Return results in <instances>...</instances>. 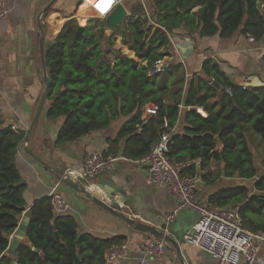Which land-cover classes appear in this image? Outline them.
<instances>
[{"label": "trees", "instance_id": "16d2710c", "mask_svg": "<svg viewBox=\"0 0 264 264\" xmlns=\"http://www.w3.org/2000/svg\"><path fill=\"white\" fill-rule=\"evenodd\" d=\"M152 1V22L144 4L137 1L131 14L111 33L103 19L89 18L81 25L72 18L47 45V116L64 118L56 143L78 140L125 118L105 154L138 160L174 126L183 101L192 108L184 111L182 129L170 136L169 158L201 157L200 168L192 167L187 174L206 170L201 175L207 178L211 174L208 167L215 161L222 164L225 176L250 180L252 185L243 182L218 188L208 202L239 205L245 225L264 231V174H259L249 139L253 132L264 144V86L248 89L234 84L214 59L206 60L201 73L188 79L183 63L176 60L151 74L158 59L171 55V37L181 28L189 35L230 36L241 31L261 39L264 0H260L261 7L258 0ZM81 27L82 34L77 36ZM118 36L137 58L114 47ZM168 97L173 104L166 106ZM149 103L158 104L160 110L143 118ZM165 117L168 127L164 126ZM23 137V132L0 119V264H14L8 249L26 208L27 184L16 162ZM31 212L27 237L15 251L19 264H105L108 250L127 240L126 236L103 239L81 233L72 215L54 213L50 197L38 200Z\"/></svg>", "mask_w": 264, "mask_h": 264}, {"label": "crops", "instance_id": "0c3cea01", "mask_svg": "<svg viewBox=\"0 0 264 264\" xmlns=\"http://www.w3.org/2000/svg\"><path fill=\"white\" fill-rule=\"evenodd\" d=\"M92 1L0 0V8L5 6L9 11L7 17L0 19V119L24 133L16 154L19 171L27 184L24 192L26 208L23 215L27 210H31L38 200L49 197L51 191L56 188L69 202L68 209L62 214L72 215L77 220L81 233H91L103 239L118 235L127 237L123 256L112 264H138L146 241L165 238L133 228L124 219L107 211L62 181L67 175V169L82 168L89 153H105L110 146L109 140L117 136L125 118L114 121L105 129L83 135L78 140L58 144L56 140L64 118L47 116V99L32 127L44 91L45 73L41 60V41L44 38L46 50L47 45L57 36L68 19L76 18L81 25H85L93 15ZM137 1L144 4L150 16L152 0H121L129 15ZM150 21L152 22V19ZM177 32L174 38L184 36L193 41V51L184 58L183 52L178 48V41L172 39L171 55L164 58L168 62L182 61L186 75L201 73L203 63L214 59L234 84L248 89L264 86V36L253 42L249 39V34L241 31L230 36H221L219 33L211 36H201L198 33L189 35L184 28ZM170 104H173V99L168 97L165 105ZM191 108L183 101L179 103V118L174 126L177 123L178 125L174 131H180L184 111ZM145 111L143 118L152 116ZM197 111L207 116L203 108L197 107ZM164 126L168 127L166 117ZM174 126L167 131H171ZM208 168L211 169V174L207 178L201 175L206 170L198 173L200 202H208V197L220 187L243 183L237 181L242 179L237 176H225L222 173V164L212 161ZM103 177L109 183L106 186L109 190H112V184L117 186L114 197L119 199L121 211L138 222L154 226L171 240L165 239L166 251L162 255L147 258L145 264H218L207 252L184 240V234L198 220L196 210L181 208L174 219L170 223L167 222V214L177 207V197L164 187L147 183L145 165L132 159H120L111 171L96 178L73 179L82 180L84 186L97 197L112 205V197L99 187ZM54 213L56 214L55 211ZM240 264H246L245 260ZM256 264H264V247Z\"/></svg>", "mask_w": 264, "mask_h": 264}, {"label": "built area", "instance_id": "2783aa9c", "mask_svg": "<svg viewBox=\"0 0 264 264\" xmlns=\"http://www.w3.org/2000/svg\"><path fill=\"white\" fill-rule=\"evenodd\" d=\"M120 1L103 0L109 6L107 11L102 12L97 7V4H100L102 0H93L91 2L93 15L105 19ZM8 12L5 6H2L0 19L7 17ZM147 15L149 16L148 12ZM249 39L253 42L256 41L252 35H249ZM165 59H158L155 62L151 74L161 72L164 69ZM227 92L232 93L230 89H227ZM145 110L146 114L152 115L156 114L160 107L156 103H149ZM177 125L178 123L171 131L163 132L151 152L136 160L146 166L147 183L164 187L177 197V207L167 214V222L170 223L174 219L179 209L192 208L198 212L199 219L184 234L183 237L187 243L207 252L217 260L218 264H240L242 260H245L246 264H256L264 247V231H254L245 225L239 205L219 206L198 200L200 176L186 172L191 167L201 164L202 159L200 157L185 160H174L168 157L170 136ZM120 159L129 158L123 154H105L94 151L85 157L80 170L69 168L67 172L75 177L93 179L111 171ZM50 197L56 213L61 214L68 209V200L56 188L51 191ZM125 248L124 244L114 245L110 248L106 255V264H112L121 258ZM165 251L166 241L161 239L148 240L141 250L142 257L138 264H145L147 258L160 256Z\"/></svg>", "mask_w": 264, "mask_h": 264}, {"label": "water", "instance_id": "95a60500", "mask_svg": "<svg viewBox=\"0 0 264 264\" xmlns=\"http://www.w3.org/2000/svg\"><path fill=\"white\" fill-rule=\"evenodd\" d=\"M257 4H258V7L261 6L260 0H258ZM128 15L129 14H128V11H127L124 3L119 2L116 5V7L114 8V10L105 19V21L107 23V32L108 33L113 32L117 26H119L123 23L124 18H126ZM80 34H82V27L78 30L77 36ZM174 39L176 41H178V48L183 52L184 58H186L188 55H190L192 53L193 41L190 38L184 37V36H175ZM40 48H41L40 50H41L42 66H43V70L45 73L44 74V91H43L42 98H41L40 104L38 106L37 112L35 114V117H34V120L32 123V127L35 124V122L37 121L39 114H40L44 104L47 101L48 92H49V83H50L49 75L47 72V65H46L44 38L41 41ZM170 64H171V62H165L163 64L164 68H167ZM66 174H67L66 177L62 178V181L68 183L72 188H74L79 193H81L85 197L89 198L93 202L99 204L101 207L105 208L107 211H109V212L117 215L118 217L124 219L133 228L140 230V231H143V232H148V233L154 234L156 236H160L161 238H165V239L171 241L169 237L164 235L163 232H160L159 230H157L154 226H151V225L146 224V223L138 222L137 220L131 218L130 216L125 214L123 211H121L119 209L120 208L119 202H118L117 198L114 197V194L118 188H117V186L112 184L113 188H112V190H109L106 187L107 184H109V183L107 182V179H105L104 177L100 179L99 187L107 195L112 197L111 198L113 201L112 205L105 203L103 200H101L99 197H97L94 194V192H92L86 186H84V183L82 182V180L73 179L74 177L70 176L68 173H66ZM123 198H124V196H123ZM31 214H32L31 210H27L25 212L17 231L15 232V234L13 235V237L11 239V244L9 246L8 253L12 254L14 256V258H13L14 264H19L15 251H16L17 246L23 240H25L27 237V228H28L29 223H30ZM55 235L57 238H59L58 233H56ZM32 248L34 250L39 251V249L35 248L34 246H32ZM0 256H1V254H0Z\"/></svg>", "mask_w": 264, "mask_h": 264}, {"label": "rangeland", "instance_id": "374dc122", "mask_svg": "<svg viewBox=\"0 0 264 264\" xmlns=\"http://www.w3.org/2000/svg\"><path fill=\"white\" fill-rule=\"evenodd\" d=\"M92 13H94V12H92ZM90 17L93 18V17H96V16L91 15ZM90 17H89V18H90ZM89 18H88V19H89ZM86 20H87V18H86ZM84 21H85V20H84ZM84 21H83V22H84ZM114 47H115L116 49H120L122 52H124V53H126V54H128V55H130V56H132V57H134V58H137L136 55H135V53H134L132 50H130V49L128 48V46L125 45V44L122 42L120 36H118V37L116 38ZM110 57H111L112 59H114V57H115V53H112V54L110 55ZM188 75H189V74L187 73V76H188ZM188 77H190V76H188ZM181 129H182V127L180 128V130H181ZM249 139H250L251 147H252V149H253V151H254V155H255V160H256L257 166H258V168H259V174L262 175V174H264V144L262 143L261 139H260L257 135H255L253 132H249ZM214 164H215V163H214ZM237 181L246 182L247 184L252 185V182H251L250 180L237 179ZM23 216H24V215H23ZM198 216H199V214H198ZM198 219H199V217H198ZM21 220H22V219H21ZM21 220H20V223H21ZM197 221H198V220H197Z\"/></svg>", "mask_w": 264, "mask_h": 264}, {"label": "clouds", "instance_id": "9594fccd", "mask_svg": "<svg viewBox=\"0 0 264 264\" xmlns=\"http://www.w3.org/2000/svg\"><path fill=\"white\" fill-rule=\"evenodd\" d=\"M120 2H121V1H120ZM146 15H147V10H146ZM147 17L149 18L150 16L147 15ZM90 18H91V17H90ZM96 18H98V17H96ZM100 19H101V18H100ZM105 19H106V18H105ZM105 19H103V20H105ZM149 19L151 20V18H149ZM252 36H253V35H252ZM172 39H173V41L175 40L174 37H171V40H172ZM175 41H176V40H175ZM256 41H257V39H256ZM162 59H163V58H162ZM166 62H168V61H166ZM170 62H171V61H170ZM179 62H182V61H179ZM168 67H169V66H168ZM164 69H165V68H164ZM164 69H163V70H164ZM186 77L189 78L187 75H186ZM144 108H145V107H144ZM144 111H145V110H144ZM152 115H153V114H152ZM160 137H161V136H160ZM167 155H168V154H167ZM168 157H169V156H168ZM196 158H197V157H196ZM200 158H201V157H200ZM129 159H130V158H129ZM188 159H191V158H188ZM201 164H202V161H201ZM201 164H200L199 166H193V167H196V168H197V167H200ZM191 168H192V167H191ZM191 168H190V169H191ZM197 169H199V168H197ZM188 170H189V169H188ZM188 170H187V171H188ZM66 172H67V170H66ZM67 173H68V172H67ZM68 174H69V173H68ZM69 175H71V174H69ZM71 176H73V175H71ZM73 177H75V176H73ZM77 178H78V179H84V178H80V177H77ZM49 197H50V196H49ZM50 198H51V197H50ZM117 200H118V202H119V199H117ZM120 200H121V199H120ZM203 203H209V202H203ZM119 204H120V203H119ZM228 206H230V205H228ZM53 208H54V207H53ZM54 211H55V210H54ZM56 214H58V213H56ZM61 214H62V213H61ZM17 229H18V228H17ZM16 231H17V230H16ZM16 231H15V232H16ZM15 232L13 233V235L15 234ZM13 235H12V237H13ZM161 240L166 241L165 239H161ZM123 244H125V243H123ZM118 245H120V244H118ZM105 264H106V261H105Z\"/></svg>", "mask_w": 264, "mask_h": 264}, {"label": "snow or ice", "instance_id": "6c2138e0", "mask_svg": "<svg viewBox=\"0 0 264 264\" xmlns=\"http://www.w3.org/2000/svg\"><path fill=\"white\" fill-rule=\"evenodd\" d=\"M108 4L104 3L103 0L100 4H97V7H99L101 9V11H107V8H108Z\"/></svg>", "mask_w": 264, "mask_h": 264}, {"label": "bare ground", "instance_id": "6f19581e", "mask_svg": "<svg viewBox=\"0 0 264 264\" xmlns=\"http://www.w3.org/2000/svg\"><path fill=\"white\" fill-rule=\"evenodd\" d=\"M261 7V6H260Z\"/></svg>", "mask_w": 264, "mask_h": 264}]
</instances>
